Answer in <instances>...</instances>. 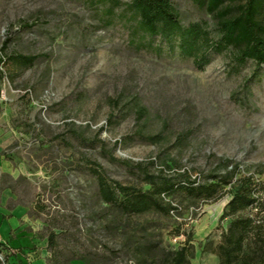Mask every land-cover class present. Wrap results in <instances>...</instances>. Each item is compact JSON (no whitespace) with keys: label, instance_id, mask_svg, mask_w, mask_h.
<instances>
[{"label":"rangeland","instance_id":"374dc122","mask_svg":"<svg viewBox=\"0 0 264 264\" xmlns=\"http://www.w3.org/2000/svg\"><path fill=\"white\" fill-rule=\"evenodd\" d=\"M173 1L184 23L210 22L189 0ZM7 38L8 53L38 57L27 70L10 63L0 90V242L18 254L14 264H47L51 231L64 259L140 264L138 242L174 251L190 238L192 264H218L228 195L175 198L169 216L125 218L101 202L90 168L142 188L123 161L199 179L228 158L253 173L264 163V69L247 93L252 63L236 74L216 56L199 71L177 56L138 51L122 19L104 25L85 0H0V48ZM140 130L159 139L145 141Z\"/></svg>","mask_w":264,"mask_h":264},{"label":"trees","instance_id":"16d2710c","mask_svg":"<svg viewBox=\"0 0 264 264\" xmlns=\"http://www.w3.org/2000/svg\"><path fill=\"white\" fill-rule=\"evenodd\" d=\"M85 1L106 26L122 19L129 33V43L138 51L147 50L160 57L177 56L182 61L190 62L199 71H205L216 56L228 59L230 72L236 74L252 63L254 71L243 85L247 93L262 76L264 0H189L199 12L210 18V22L200 20L189 23L183 22L180 9L173 0ZM11 41L12 38H7L0 48V90L1 82L8 78L10 63L27 70L34 67L38 60L37 56L8 53ZM135 108L139 119L147 116L144 106L135 103ZM137 136L152 142L159 139V136H146L143 130ZM171 161L175 163V160ZM122 163L128 169L136 170L147 188L114 181L94 163L90 169L97 179L99 198L104 205L125 218L152 212L169 216L177 210L173 206L175 198L210 202L228 195L229 201L222 214V219L226 220L225 228L221 243L214 249L218 264H264V220L261 217L264 212V163L256 165L253 173H246L240 163L220 158L199 179H193L189 172L171 175L160 171L159 174H153L143 164L129 161ZM164 165L172 169L167 162ZM58 237L59 234L54 231L46 236L51 252L47 264H73L75 261L78 264H93L84 253L64 259ZM131 241L136 240L127 239V243ZM190 241L188 238L184 246L174 251L160 250L158 243L138 242L135 245L138 262L192 264L194 247ZM0 255L6 264H14L18 259V254L11 253L3 242H0ZM0 264L4 262L0 260Z\"/></svg>","mask_w":264,"mask_h":264},{"label":"water","instance_id":"95a60500","mask_svg":"<svg viewBox=\"0 0 264 264\" xmlns=\"http://www.w3.org/2000/svg\"><path fill=\"white\" fill-rule=\"evenodd\" d=\"M0 260H2L4 262V264H6V262L4 261V259L1 255H0Z\"/></svg>","mask_w":264,"mask_h":264},{"label":"built area","instance_id":"2783aa9c","mask_svg":"<svg viewBox=\"0 0 264 264\" xmlns=\"http://www.w3.org/2000/svg\"><path fill=\"white\" fill-rule=\"evenodd\" d=\"M7 81V78H5V82Z\"/></svg>","mask_w":264,"mask_h":264}]
</instances>
